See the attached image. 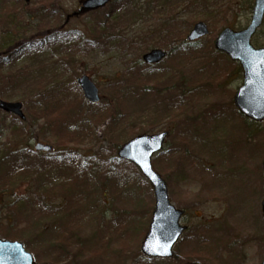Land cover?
Wrapping results in <instances>:
<instances>
[{
    "label": "rangeland",
    "instance_id": "obj_1",
    "mask_svg": "<svg viewBox=\"0 0 264 264\" xmlns=\"http://www.w3.org/2000/svg\"><path fill=\"white\" fill-rule=\"evenodd\" d=\"M78 1L80 0H32L27 7L20 1L7 0L15 3L11 4L10 8L0 3V8L6 10L2 11V15H7L5 18H8V14L24 13L25 9L33 10L35 14L39 12V16L45 15L44 17L51 22L54 32L61 31L59 36H65L70 40L63 47L60 46L61 44H55L47 48L31 49L30 52L20 51L14 56L11 70L17 69L15 72H18L29 67L33 69L28 76L29 79L14 90L17 95H21L18 98L29 93L28 96L31 97L35 93L31 98L34 103L45 94V104L54 107L73 106L76 110L83 99L76 85V78L88 75L97 85L100 103L98 105L85 103V107L92 113H99V110H107L108 105L111 104L115 113L112 121L105 120L100 126L101 131L105 130L108 133L111 125H116V128H123V133L145 130L146 134L154 135L166 128L172 131L166 140V152L173 157L176 152L180 156L184 153H181L180 140L189 141L196 153V162H200L198 169L191 168L193 162L190 164L185 160L186 165L183 169L178 168L170 172L169 167L163 163L169 155L160 160L161 174L169 185L170 201L175 207L180 206L185 210L182 224L188 228L182 236L183 240L174 249L175 252L178 254L187 252V249L192 247L191 238L198 236L197 232L203 224L211 223V227L216 232L213 233L215 238L220 237L217 238L220 241L216 247L218 250L215 251L220 259L214 258L216 264H259L264 255V219L261 214L264 194L261 166L264 161V121L253 126L250 137L248 130L245 131L248 128L246 122L240 120L236 113L233 98L242 85V73L237 72L238 74L235 75V65L221 56L213 57L212 36L195 42L192 48L184 47L189 48L184 50L187 55L182 54L181 50L174 52L160 65L149 67L140 62L141 55L153 48L169 51L172 46L179 47L180 40L185 39L187 31L198 22H205L211 33L213 27H210V23H216L220 30L229 28L237 32L245 29L251 20L254 0H194L192 4H189L188 0H116L103 11L68 18L67 15L77 11ZM170 4H179L175 14L166 11ZM110 11L118 14L119 19L116 23H113L114 17L108 14ZM39 16L37 14L34 20L22 18L18 32L14 30L16 28L9 27L11 36L6 39L11 37L9 42H5L8 35L4 33L6 30L0 28V49L2 44L5 48L17 47L25 41L40 38L45 34L39 27L41 22ZM173 16L176 20L170 22ZM106 19L110 20L107 25L110 27L111 35L114 36L110 38L111 43L104 48L98 45L90 47L88 41L100 35V32L96 31L99 30L96 26ZM79 39L85 41L83 47L76 46L79 44ZM252 40L255 48L264 47V25ZM4 51H1L2 54H7L8 51ZM5 71L6 69L3 72ZM229 72L235 78L228 77L227 81L230 83L222 84L218 91L216 87L194 86L196 81L203 78L215 83L218 75L222 78ZM156 81L159 83L156 84ZM113 93H117L118 96L109 100ZM12 97L14 100L11 101L18 102L17 97ZM30 103H28L29 108L22 103L28 128L34 122V104L32 103L31 106ZM180 103H184L185 114L178 107ZM175 112H178L175 120L170 119L171 114ZM12 124L15 125V118L0 112V131L4 128L13 130ZM43 126L44 124L41 127ZM40 128L36 131H40ZM13 133L14 131L4 133L0 137V161L3 154L10 157L20 150L33 149L36 142L49 143L55 148L50 155H40L45 160L50 159L49 164L45 161L40 163L37 157H33V154L27 151L28 156L25 159L28 160L23 163L24 173L27 171V175L22 181L15 177L8 184L4 180L6 171L0 173V237L15 240L21 238V236L14 237L17 232L22 230L24 233L28 232V224L31 221H38L41 216L40 209H36L38 205L41 206L44 199L38 198V195L36 199V168L43 165L46 172H49V168H55L51 178L57 184L64 178H75L77 172L67 168L59 171V168L55 167L57 164L55 160L62 154V148L56 144V139L50 132L39 134V137L30 144L27 143L26 136L20 142L10 140ZM198 136L200 141H206V146L197 140ZM112 142L100 141L95 145L86 143L78 149L69 145L68 150L72 149L78 155L89 156L87 159H90L102 145L112 156L110 152L114 147ZM25 144L27 148L23 149ZM174 148L175 153L172 152ZM29 154H32L30 155L32 157ZM14 160L23 161L22 156L17 154H14L12 163ZM12 163L14 169L10 170L12 175H15L19 169L22 170V166L17 167ZM28 175L35 178V184H27ZM60 175L65 176L60 177ZM96 179L102 183L101 178ZM7 185L16 188L9 191L10 193L4 192L3 188ZM180 186L182 188H179ZM97 194L95 193L90 199H98L94 207L97 205L98 210L102 211L98 213V217H92V210L87 209L85 217H78L75 225L81 228L76 229L75 233L80 234L79 236L75 235L73 238L68 232L61 231L50 247L43 246V241V244H40V247L36 246V249L25 244L27 251L32 253L38 264H49L55 257L54 264H122L119 259L114 260V257L108 259L105 249L108 245L110 249L118 250L120 245L118 241L126 239L134 228L128 226L122 236L120 230L125 228L120 226V220L114 217L121 210L118 208L119 204L115 201L112 203L110 193L107 198L102 197L103 200L98 198ZM23 198H26L24 202H30L25 206L34 204L33 209L27 212L30 217L28 219L27 215H24L22 222H12L11 218L15 215L9 206L18 207L22 204L18 199ZM105 199L109 202L108 205L104 203ZM147 201L150 202V197ZM45 202L49 204V201L45 200ZM121 214L125 215L126 212ZM34 234L36 233L27 236L30 238ZM203 234L204 241L210 240L213 245L214 239L209 232L204 230ZM100 236L102 244L97 245L94 239ZM61 238L65 239L61 240ZM87 241L90 242L88 244L91 252L98 248L93 260H86V257H89L87 253L81 261L80 255H71ZM64 247H67L68 253L66 251L63 253L73 257L72 262H64V255L60 252ZM128 264L132 263L128 262ZM145 264H170V262L149 261Z\"/></svg>",
    "mask_w": 264,
    "mask_h": 264
},
{
    "label": "trees",
    "instance_id": "obj_2",
    "mask_svg": "<svg viewBox=\"0 0 264 264\" xmlns=\"http://www.w3.org/2000/svg\"><path fill=\"white\" fill-rule=\"evenodd\" d=\"M193 1L194 0H188L189 4H192ZM178 7L179 4H170L167 10L170 13L175 14ZM16 14H8V18H5L7 15H2V10L0 9V28L6 30V32H4L5 35L8 34L6 35L5 39L11 36L9 34L10 30H8L9 27L16 28L14 29L16 32L19 31L18 29L21 26L20 22H22L21 20L23 14L19 13L18 18H16ZM24 14L32 20L36 18L37 14L39 16V12L35 14L33 10L31 11L27 9H25ZM108 14L109 16L114 17L112 19L113 23H116L119 19L117 17L118 14L115 11H110ZM39 17H41L39 27L45 32V34L40 37L41 39L37 38V42H32V39L29 40L31 41L30 43L29 41H25L23 45H20L19 52L22 51L20 49L23 46L25 47V50L30 51L32 47H34V49H39L42 47H49L52 44H61V46H63V44H66L68 41H70L67 40L65 36H59V31L54 32L51 27V22H49L46 17H44L43 15H40ZM175 20L176 17L173 16L170 22H175ZM108 22H110V20L106 19V21L102 22V24L96 26L97 29H99L96 31L97 33L100 32V35H96L95 39H92V41H88V45L90 47L98 45L103 48L108 43H111L110 36H114L111 35L110 27L107 25ZM210 27H213V31L210 34V37L212 36L213 41L217 34L220 32V29L217 28L216 23H210ZM15 35L16 34L14 33V36ZM185 35L186 33L184 34V36ZM78 42L79 44L76 46L83 47L86 44L83 39H79ZM179 43H181L179 47L172 46V48L168 51V55L172 56L174 52H178L179 50L182 51V54L187 55L186 51L184 52V50L192 48V45L187 44L184 38L180 40ZM4 49L8 51L7 54H2L1 51H4ZM211 53H213L214 58H216V56H219L218 53H215L213 51ZM16 54L17 53L10 46L9 48H5L4 44L1 45L0 98L6 101H11L14 100L12 96L17 97L16 100L18 102L26 104L27 108H29V102H31V106L34 104V122L30 125L31 127L28 128L26 126V122L22 123L18 119H15V125L12 124V127L14 129H1L0 135H2L3 133L6 134L8 132L14 131L13 136L10 137V140H17L18 142H20L26 136L27 143L30 144L31 142L35 141L37 137H39V134L50 132L56 139V144L60 145L62 148V154L55 160V162L57 163L55 167L59 168V171H61L63 168H67V170L71 171L75 170L77 172V176L71 179L64 178L62 182L57 184L51 178L52 172L55 168H49V172H46L45 166L39 165L38 168H36V191L37 195L39 196L38 198L43 197L44 200L42 201L43 203L40 204L41 206L38 205V208L36 210L40 209L39 213H41V216L38 221H31L28 224V232H26L27 234L23 232L24 230H22V232H17L14 237L21 236V238L19 239L22 240L27 246H30V248L35 247L36 249V246L40 247V244H43L42 241L44 242L43 246L50 247L51 244L55 242V239L59 237L61 231L68 232L70 236H72L73 234L76 235V233L74 232L81 227H77L75 225V222L77 221L78 217L86 216L87 209L92 210V217H98V213L102 211L98 210L97 205L96 207H94V204L98 202V199L95 198L94 200H91L90 197L94 196L95 193H98L96 196H98V198L100 197L103 200V198H107L108 194L110 193L112 203L115 201L120 206L118 208L121 209L119 214L116 213V216H114L115 219L120 220V226L125 228L124 230H120V233H122L123 236L126 233L128 226H132V228H134V231L128 233V236L126 237L127 242L126 239H124L123 241H118L120 242L118 250H112L107 246V258H117L122 264H128V262L132 264H145V262H149L144 257H142L141 252H139V245L142 242L141 240L147 233L149 216L153 209L151 187L148 186L147 183H145L144 179L138 174L137 170L134 167L127 163H118L114 158V153L118 148L122 146L123 142L132 139L134 136L146 133V131L143 130L134 132V130H132L128 133H123V128H116V125H111L110 131H108V133L105 130L101 131L100 126L105 122V120L112 121L115 116V113L112 109L113 105L111 104L108 105L107 110H99V113H92L89 108L87 109L85 107L86 105L83 99H81V103L78 104L80 106L76 107V110H74L73 106L64 107L60 105L54 107L52 105L45 104V94L41 98H38L34 103L31 98L35 95V93H33L31 97L28 96L30 94L29 93L23 94L21 98H18L21 95H17L14 90L29 79L28 76L33 72V69L29 67L18 72H15L17 71V69L11 70L10 67L13 65V58ZM4 69H6L5 72H3ZM229 73L222 78L218 75L215 78V83H210L207 79L203 78L196 81L194 86L216 87V91H218L220 90V87H222V84L227 83L225 82L227 81L226 79H228V77H231L229 76ZM155 83L158 84L159 81H156ZM113 94V96H110V100L118 96L117 93ZM183 104L184 103L178 104V107L183 111V114H185L186 108L185 106H183ZM177 115L178 112L172 113L170 119L175 120V117ZM42 124H44L43 127H41ZM253 126V124L246 122V127L248 128L245 131L248 130L250 137ZM39 128L40 131H36ZM20 132L22 133V135H20ZM107 140L111 142L113 141L112 143L114 144L113 149L110 151L112 153V156L107 153V148H104L102 145L98 148V152L91 155L90 159H87V157L89 156L85 157L82 156V154L78 155L76 151L72 149L68 150V148L70 147L69 145H72L73 148L78 149L79 147L85 146L86 143H89V145H94V143L97 144L100 143V141L106 142ZM197 140H199V136L197 137ZM180 141L181 152H184L181 156L180 154L177 155V152L175 153L174 148L172 149V152L175 153L174 157L173 155L170 156L168 152H166L164 156L157 157L153 161L154 168L157 169L159 173H162L160 160L162 158H165L167 154L169 156L164 159L163 163L169 167L170 172L174 171V169L177 170L178 168L183 169V167L186 165L185 160L187 159L190 164L192 162L196 163L194 162L193 157L187 158L190 150H192L191 143L189 141H186L185 139H181ZM200 142L202 145L205 144V141ZM24 148H27L26 144L23 149ZM27 149V151H30V153L33 154L31 149ZM27 151H25L24 149V151L20 150L18 152H15L14 154L22 156L23 161L14 160L13 163L12 158L14 157V154L10 157L7 154H3L1 160L2 168L0 164V173H4V171H6L4 176V180L6 183L9 184V182H11V180L15 177L19 178L20 181H22L24 176L27 175V171L26 173H24L25 166H23V163L25 164V162L28 160L25 159L28 156ZM32 154H29V156ZM32 156L37 157L40 163L41 161H45L46 163H48L49 161L50 163V159L45 160L44 158H41L40 155L36 154L35 156L33 154ZM174 159H176V161ZM11 163L17 167L22 166V170L19 169L17 174L12 175L10 169H14V167L11 166ZM198 164H200V162H198ZM192 167L193 164H191V168ZM63 176L65 175H60V177ZM96 178H101L102 183L98 182ZM15 188L16 187L13 185H7L3 189L4 192L8 193ZM148 197H150V202L147 201ZM24 199L26 198L18 199L20 202L22 201V204H20L18 207H13L11 205L9 206V209L13 211L15 215L11 218L12 222H22V217H24V215H27L26 218L29 219V214H21V212L27 213L30 210L29 205L24 206V204L28 203V201L24 202ZM45 200L49 201V204H47ZM104 203L106 205L109 204L106 199ZM90 205H92V207ZM22 207H24V210L21 209ZM122 212H126V214L122 215ZM140 215L142 219L139 218ZM33 233L36 234L31 236L30 238L27 236ZM79 235L80 234H77L76 237ZM65 238H61V240ZM94 243L97 245H101L100 241ZM190 243L192 247L188 248L187 252L181 254L176 253L175 258L171 260L173 264H216L214 258L220 259L217 252H215L216 250H218V248H216L218 244L217 242L214 241L213 245L210 240H205L204 243H201L199 237L194 236L193 238H191ZM97 250L98 248H95L94 251L91 252L89 246H86L84 244L83 247H78V249L72 252L71 255H80L79 260L81 261L83 259L82 257L85 256L86 253H88L91 254V256L86 257V260L90 259L91 261L94 259V254L97 253ZM63 251H66L68 253L67 247H64V249L61 250V254H63L65 258L64 262H72L73 257H68L69 255H65ZM55 262L56 257L52 258L49 264H54Z\"/></svg>",
    "mask_w": 264,
    "mask_h": 264
},
{
    "label": "water",
    "instance_id": "obj_3",
    "mask_svg": "<svg viewBox=\"0 0 264 264\" xmlns=\"http://www.w3.org/2000/svg\"><path fill=\"white\" fill-rule=\"evenodd\" d=\"M29 2V0H25ZM110 0H83L80 13L104 8ZM264 16V0H256L251 24L245 31L233 32L226 29L216 39L215 49L223 52L234 62H239L242 67L243 86L239 88L234 98V104L239 112L246 118L255 122L264 120V49L254 50L250 45V38L256 33ZM208 34L206 25L196 24L192 33L188 36L189 42L203 38ZM165 53L160 50H152L144 55L143 60L147 64H155L165 58ZM84 97L94 104L98 103V90L88 78L78 80ZM0 109L24 119L19 103H6L0 101ZM165 134L154 136L143 135L126 143L118 152L121 160H127L137 165L154 189L155 210L148 228V234L143 240L141 252L147 257L169 259L173 256L172 248L180 240L181 234L186 228L179 226L182 211H177L171 206L167 196V186L160 175L152 170L151 159L162 150ZM39 152H50L49 146L37 144ZM264 170V163H263ZM262 214H264V198L262 201ZM0 264H35L33 256L26 253L20 243L3 242L0 240ZM261 264H264V260Z\"/></svg>",
    "mask_w": 264,
    "mask_h": 264
}]
</instances>
